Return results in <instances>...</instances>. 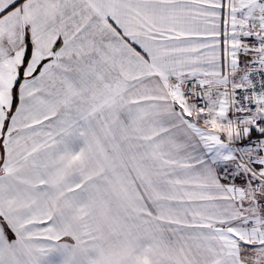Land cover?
<instances>
[{
  "label": "snow or ice",
  "instance_id": "snow-or-ice-1",
  "mask_svg": "<svg viewBox=\"0 0 264 264\" xmlns=\"http://www.w3.org/2000/svg\"><path fill=\"white\" fill-rule=\"evenodd\" d=\"M0 264H264V0H0Z\"/></svg>",
  "mask_w": 264,
  "mask_h": 264
}]
</instances>
